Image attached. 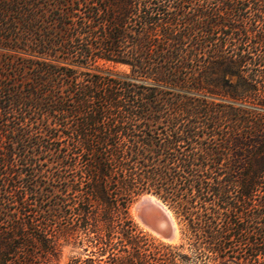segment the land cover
Instances as JSON below:
<instances>
[{"label": "trees", "instance_id": "obj_1", "mask_svg": "<svg viewBox=\"0 0 264 264\" xmlns=\"http://www.w3.org/2000/svg\"><path fill=\"white\" fill-rule=\"evenodd\" d=\"M147 191L177 241L134 220ZM67 244L264 264V0H0V264Z\"/></svg>", "mask_w": 264, "mask_h": 264}, {"label": "water", "instance_id": "obj_2", "mask_svg": "<svg viewBox=\"0 0 264 264\" xmlns=\"http://www.w3.org/2000/svg\"><path fill=\"white\" fill-rule=\"evenodd\" d=\"M134 208L141 224L159 238L165 241L179 239V229L172 211L156 194L149 191L142 193L135 201Z\"/></svg>", "mask_w": 264, "mask_h": 264}, {"label": "rangeland", "instance_id": "obj_3", "mask_svg": "<svg viewBox=\"0 0 264 264\" xmlns=\"http://www.w3.org/2000/svg\"><path fill=\"white\" fill-rule=\"evenodd\" d=\"M105 66H109L115 70H119V71H124V70H127V66L124 65V64H119V63H115V64H111V63H105ZM141 195V194H140ZM138 195L134 201L131 203L130 205V212H131V215L133 216L134 220L141 226L143 227L144 229L148 230L147 228H145L141 222L138 220V218L136 217V214H135V209H134V203L135 201L139 198ZM149 231V230H148ZM151 232V231H149ZM152 233V232H151ZM154 234V233H152ZM155 235V234H154ZM157 236V235H155ZM158 237V236H157ZM159 238V237H158ZM177 241V240H176ZM81 248L80 247H75L71 250V244H67L64 246L63 248V253H62V256L60 257L58 263L56 264H64V262L66 261V259L68 258V254H71L72 252H76V251H79Z\"/></svg>", "mask_w": 264, "mask_h": 264}, {"label": "bare ground", "instance_id": "obj_4", "mask_svg": "<svg viewBox=\"0 0 264 264\" xmlns=\"http://www.w3.org/2000/svg\"><path fill=\"white\" fill-rule=\"evenodd\" d=\"M151 199L155 200V198L153 196H151ZM134 209H135V214L137 215V210H136V208H134Z\"/></svg>", "mask_w": 264, "mask_h": 264}]
</instances>
